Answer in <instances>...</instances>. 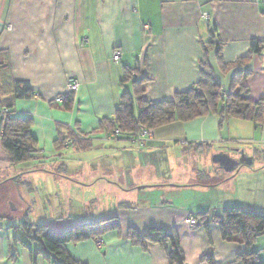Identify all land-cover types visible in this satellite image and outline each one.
Wrapping results in <instances>:
<instances>
[{"label": "crops", "instance_id": "1", "mask_svg": "<svg viewBox=\"0 0 264 264\" xmlns=\"http://www.w3.org/2000/svg\"><path fill=\"white\" fill-rule=\"evenodd\" d=\"M252 40L261 43L257 53L250 52ZM114 50L121 53L118 62L111 59ZM205 64L221 90L243 85L251 100L264 98L263 0H0V103L31 121L39 152L28 162L63 178L70 193L97 194L76 196L67 206L92 214L43 224L54 233L84 224L105 227L102 248L93 238L68 243L73 259L170 264L168 242L128 238L129 229L144 236L155 227L177 236L183 264H208L204 256L213 264H241L237 256L245 245L223 240L216 217L227 206L246 208L241 201L253 191L254 199L264 200V124L225 122L229 130L252 134L255 145L244 150L222 136L225 123L220 127L214 114L154 128L143 146L100 127L102 119L113 118L123 93L135 99L134 80H141L144 100H171L195 87ZM127 69L134 70L130 78ZM242 72L238 85L234 78ZM69 77L79 83L72 92ZM14 81L26 82L29 91L17 96ZM68 125L77 138L61 145ZM56 165L66 167L64 175L49 170ZM22 173L0 146V184ZM189 215L194 227L184 222ZM37 248L32 240L12 245L0 233V264H51L40 252L33 258Z\"/></svg>", "mask_w": 264, "mask_h": 264}, {"label": "trees", "instance_id": "2", "mask_svg": "<svg viewBox=\"0 0 264 264\" xmlns=\"http://www.w3.org/2000/svg\"><path fill=\"white\" fill-rule=\"evenodd\" d=\"M213 43L214 41L211 39L209 44ZM250 47L251 53H257L261 49V43L252 40ZM218 59L220 60V57ZM243 59L239 58L236 63L242 62ZM219 62L226 66L221 60ZM133 71L127 69L125 77L130 78ZM246 74L247 72L237 74L234 82L239 85V81ZM140 82L141 80L133 81L134 100L128 94L123 93L113 118L101 120L100 127L106 129L109 136L125 135L133 137L135 141V137L138 136L142 128L153 130L174 121L185 122L208 114L218 117L220 127L229 118L252 121L256 126L264 124V98L258 101L251 100L248 89L243 85H239L236 90L231 88L225 95H221V85L207 64L201 70V78L195 87L185 92H177L171 100L156 102L144 100ZM13 84L17 96H22L29 91V85L26 82L14 81ZM65 98L68 101L71 100L70 95ZM0 106L8 108L14 114L12 117L0 118V146L8 155L9 165L14 167L20 163L35 160L39 148L36 138L31 133L30 119L17 116L10 105L0 103ZM115 130L118 131L117 134ZM73 138L77 137L70 128L69 138L65 137L60 143L64 145L67 140L73 141ZM216 221L223 240L245 245V250L237 256V260L241 264H261L258 252L253 248V243L259 235L264 233V213L239 206H227L223 209L222 214L216 217ZM20 227L27 237L38 244L39 248L34 251L30 250L33 258L37 252H40L50 260L51 264H85L73 259L67 253L65 246L85 238L95 239L105 230L103 229L105 227L100 229L90 224L74 226L64 233L48 232L42 224L33 225L21 222ZM128 238L137 244H143L145 240L162 244L168 242L169 263L183 264L184 256L179 248L177 236L161 228L152 227L144 236L129 229ZM15 242L25 244L20 240ZM203 259L208 264H213L211 257L204 256Z\"/></svg>", "mask_w": 264, "mask_h": 264}, {"label": "rangeland", "instance_id": "3", "mask_svg": "<svg viewBox=\"0 0 264 264\" xmlns=\"http://www.w3.org/2000/svg\"><path fill=\"white\" fill-rule=\"evenodd\" d=\"M231 123L232 125L234 124V122ZM222 136L226 140L232 141L230 143L233 146L242 148L243 150L255 145L253 144L254 139L251 137L252 134L243 127L236 130L230 127L229 130L227 123H225ZM232 156L237 158V155L233 154ZM66 163L69 166L67 168H70L71 163L69 161ZM33 164L36 165V162H23L16 165L24 173L13 180L0 184V233L4 234L12 245L17 240L31 244V239L26 236L20 227L21 222L43 225L50 218H56L61 215L86 216L94 212L92 209L85 208L84 206L81 209H69L67 206L70 205V201L76 196L87 198L88 195L89 197L97 195L96 193L93 195L85 192L86 190H83L84 192H81V195L70 193V191L64 189V186H62L61 181L64 180L63 178L58 176H55V178L49 177L42 171L35 170L39 166L32 167ZM52 168H49V170H55L62 175L65 174L66 167L58 170V165H56ZM103 194L104 196L106 195L105 193ZM253 194L250 198L243 197L241 202L246 207L244 209L264 213V200H261V196L259 199H254ZM63 200L66 203H63ZM64 206L66 207L64 208ZM49 228L51 229L53 226L49 225ZM253 248L257 250L258 258L264 259V233L255 239Z\"/></svg>", "mask_w": 264, "mask_h": 264}, {"label": "built area", "instance_id": "4", "mask_svg": "<svg viewBox=\"0 0 264 264\" xmlns=\"http://www.w3.org/2000/svg\"><path fill=\"white\" fill-rule=\"evenodd\" d=\"M263 2H264V0H263ZM84 40H86V39H84ZM120 55H121L120 51L114 50L112 52V55H111L112 61L118 62L120 59ZM78 86H79V83H78L77 79H75L73 77L68 78L67 89L69 92L75 91L78 88ZM225 94H226V91L222 90L221 95H225ZM55 100L61 101L62 97H57ZM13 115L14 114L11 113L8 108L0 106V118L12 117ZM70 128L73 131V133L78 134V131L75 128H73V127H70ZM152 131H153L152 129L142 128L139 131L138 136L135 137V142H137L139 144V146H143L145 144V142H147L148 140H150L152 138ZM115 133L117 134L118 131L115 130ZM68 142H70V141L65 142V144H68ZM184 222L189 227H194L196 225L197 221H196L195 217H193L192 215H189L184 219ZM94 242L98 248H102L104 245V240L101 236H97L94 239Z\"/></svg>", "mask_w": 264, "mask_h": 264}]
</instances>
